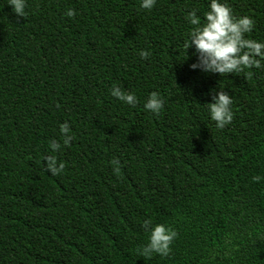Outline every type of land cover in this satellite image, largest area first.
Listing matches in <instances>:
<instances>
[{
  "label": "trees",
  "instance_id": "trees-1",
  "mask_svg": "<svg viewBox=\"0 0 264 264\" xmlns=\"http://www.w3.org/2000/svg\"><path fill=\"white\" fill-rule=\"evenodd\" d=\"M7 2L0 264H264V61L223 76L189 67L185 13L194 8L203 22L208 0H156L151 9L139 0H26L24 17ZM227 3L253 19L246 38L264 40V0ZM113 86L137 103L111 96ZM209 90L232 98L222 129L209 118ZM151 92L163 97L157 115L143 107ZM45 155L63 170L47 173ZM145 220L175 229L168 255H138Z\"/></svg>",
  "mask_w": 264,
  "mask_h": 264
},
{
  "label": "clouds",
  "instance_id": "clouds-1",
  "mask_svg": "<svg viewBox=\"0 0 264 264\" xmlns=\"http://www.w3.org/2000/svg\"><path fill=\"white\" fill-rule=\"evenodd\" d=\"M156 0H139V7L151 9ZM12 10L20 17L26 15V0H8ZM66 16L74 15L73 9H68ZM185 18L194 27L183 42L184 50L193 48L195 60L189 65L191 69H199L204 73H213L223 76L228 73L239 74L245 68H260L264 61V40L246 38L254 27V21L247 15L236 16L227 0H208L207 10L203 13V22L197 16L196 9H190L185 13ZM149 53L140 50L139 56L146 58ZM110 95L123 103L134 106L137 97L133 92L122 90L119 86L110 89ZM211 102H207L209 118L215 122L217 129H222L230 124L233 111L230 107L232 98L228 92L216 90L213 94L209 90ZM143 107L153 115L159 114L163 107V97L157 92H151L145 100ZM62 143L68 145L72 140L69 123L67 121L59 125ZM49 148L56 152L61 148V142L53 139L49 142ZM45 171L51 175L60 173L63 163H58L56 158L45 155L43 158ZM112 163L118 164V161ZM259 175L253 176V181H259ZM145 220L143 226L148 228L147 243L139 250L138 255L150 257L153 253L160 256L168 255L170 245L177 236L174 228L169 225L156 223L151 224Z\"/></svg>",
  "mask_w": 264,
  "mask_h": 264
}]
</instances>
